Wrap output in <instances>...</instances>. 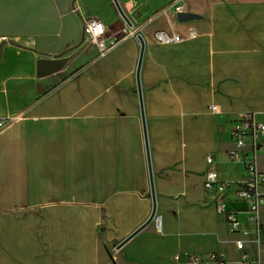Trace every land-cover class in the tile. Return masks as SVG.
<instances>
[{
  "label": "crops",
  "instance_id": "obj_1",
  "mask_svg": "<svg viewBox=\"0 0 264 264\" xmlns=\"http://www.w3.org/2000/svg\"><path fill=\"white\" fill-rule=\"evenodd\" d=\"M117 1L126 20L113 0H0V264H185L212 253L237 264L236 236L204 183L215 170L230 184L220 199L245 222L235 186L249 176L230 159V133L239 116L264 114V0ZM177 7L195 19L179 21ZM88 19L117 42L105 55L86 40ZM160 31L184 42L160 46ZM139 39L163 231L152 223L118 249L153 211ZM58 59L62 71L38 77L40 61Z\"/></svg>",
  "mask_w": 264,
  "mask_h": 264
},
{
  "label": "built area",
  "instance_id": "obj_2",
  "mask_svg": "<svg viewBox=\"0 0 264 264\" xmlns=\"http://www.w3.org/2000/svg\"><path fill=\"white\" fill-rule=\"evenodd\" d=\"M177 13H183L182 7H177ZM86 40L99 48L101 55L112 50L116 43L107 36L106 26L97 19L84 21ZM198 37L195 30L190 31V40ZM156 43L160 46H173L184 42L181 36L167 32L155 34ZM213 111H217L214 107ZM0 127L3 123L0 122ZM231 139L236 150L231 153L230 159L234 163L243 166L248 174L247 181L235 186L236 201L245 205L243 211L246 215L245 222L239 219V213L230 212L225 209L220 197L229 192L230 184L223 182L215 170L207 171L205 175L204 188L209 195L218 196L216 200L217 212L226 218L230 233L236 236L234 245L241 254V261L237 264H253L249 261V252L246 249V239L249 236L258 244L264 241V172L259 170V158L264 157V114H243L232 121ZM208 166L215 164L212 156H208ZM155 230L158 233L163 231V223L160 217L154 220ZM250 227L251 229H248ZM171 264H182V256L173 257ZM185 264H227L220 253H212L207 257L201 255H187Z\"/></svg>",
  "mask_w": 264,
  "mask_h": 264
},
{
  "label": "water",
  "instance_id": "obj_3",
  "mask_svg": "<svg viewBox=\"0 0 264 264\" xmlns=\"http://www.w3.org/2000/svg\"><path fill=\"white\" fill-rule=\"evenodd\" d=\"M121 17L126 20L127 18L125 17L122 9L120 8V5L117 0H113ZM179 21H187V20H193L195 19V16L191 14H184L180 13L177 16ZM140 45H141V54L139 58V63H138V68H137V87H138V94H139V100H140V106H141V114H142V120H143V126H144V131H145V140H146V147H147V156H148V161H149V172H150V178H151V190H152V198H153V211L152 214L149 218V220L141 227L139 228L136 232H134L131 236H129L126 240H124L119 246L118 249H121L124 245H126L131 239H133L137 234H139L141 231H143L145 228L150 226L156 216H157V203H156V195H155V187H154V181H153V171L151 168V163H150V155H149V147H148V138H147V133H146V121H145V113H144V108H143V97H142V88H141V67H142V61H143V55L145 51V44L142 39H139ZM66 59H58V60H42L39 63V71H38V77L39 78H44L53 74H56L60 71H62L66 64H67Z\"/></svg>",
  "mask_w": 264,
  "mask_h": 264
},
{
  "label": "rangeland",
  "instance_id": "obj_4",
  "mask_svg": "<svg viewBox=\"0 0 264 264\" xmlns=\"http://www.w3.org/2000/svg\"><path fill=\"white\" fill-rule=\"evenodd\" d=\"M258 166L264 170V158H260ZM246 242V249L250 251L252 258H254V263L264 264V241L263 244H258L253 240L252 236H249Z\"/></svg>",
  "mask_w": 264,
  "mask_h": 264
}]
</instances>
